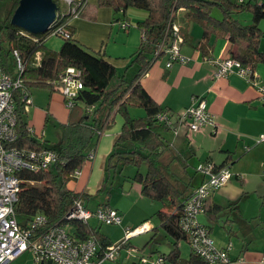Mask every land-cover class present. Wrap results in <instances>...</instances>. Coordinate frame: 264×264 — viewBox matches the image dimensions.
Wrapping results in <instances>:
<instances>
[{"label": "trees", "instance_id": "16d2710c", "mask_svg": "<svg viewBox=\"0 0 264 264\" xmlns=\"http://www.w3.org/2000/svg\"><path fill=\"white\" fill-rule=\"evenodd\" d=\"M12 1L8 15L3 21L0 20V56L3 69L12 76H17L14 57V51L17 50L26 65L20 76L30 94L33 87L57 91L55 84L70 66L82 70L85 84L71 109L70 121L62 124V139L55 144L49 141L39 142L31 134L21 89L13 92L18 131V139L14 145L39 152L54 150L57 154L55 163L49 169H23L19 173L21 188L16 212L21 226H27L38 213L48 217L49 225L68 224L65 215L76 199H82V195L72 190L68 184L77 178L75 172L82 170L90 151L96 148L100 137L113 124L115 115L121 113L124 118L122 130L110 154L108 170L126 164L137 166L136 174L130 178L140 184L143 195L162 202L163 207L155 213L158 223L152 229L162 228L174 239L170 252L160 254L164 257L162 264H209L193 251L191 245L189 257H182L180 242L189 240L181 228L180 219L184 202L190 195L184 198V191L173 183L166 169L162 167L161 157L169 148L162 132L171 130V127L156 117L159 113L171 111L155 101L140 82V78L155 60L166 55L165 48L169 44L170 36L165 31L170 22L177 23L176 18L181 9L185 10L183 23L186 18L201 22L204 26V39L210 34L228 36L232 44L231 56L255 69L256 63L264 60V52L260 50V42L264 37L260 28V21L264 18V3H253L251 0L245 3H238L236 0H98L99 6L111 7L115 12L126 11L129 6L148 11L147 17L137 24L142 31L143 40L133 57V63L138 65L139 70L131 80L123 77L113 87L112 82L117 77L115 65L104 55L81 44L74 37V27L67 23L71 37L62 35L64 41L61 48L51 49L46 45V40L53 35L51 27L43 33L34 34L12 24L11 18L20 0ZM55 1L60 4L59 0ZM215 10L219 13H215ZM244 11L252 13V22L249 24L242 23L236 17ZM59 12L65 13L63 22L67 21V9L60 7ZM179 27L182 33L181 25ZM183 38L185 41L184 35ZM236 42L241 45L233 53ZM39 52L40 62L36 58ZM130 106L143 108L145 114L133 116ZM143 163L147 164L146 171L139 168ZM186 166L183 161V167ZM107 177L106 174L101 191L107 187ZM108 205L109 203L104 204ZM206 207L207 211L208 201ZM222 209L223 207L215 206L217 212ZM69 228L78 239L94 236L99 241L101 250L114 244L100 232L99 226L75 219L69 223ZM113 263L123 264L119 261Z\"/></svg>", "mask_w": 264, "mask_h": 264}, {"label": "crops", "instance_id": "0c3cea01", "mask_svg": "<svg viewBox=\"0 0 264 264\" xmlns=\"http://www.w3.org/2000/svg\"><path fill=\"white\" fill-rule=\"evenodd\" d=\"M91 2V8L88 9V3L79 17L70 18L68 24L74 27V37L81 44L104 55L115 65L117 77L111 86L116 87L123 77L128 80L130 69L136 67L139 70L138 65L133 63V57L143 40L137 24L147 15L136 9L115 12L111 7L99 6L98 0ZM251 2L261 4L264 0ZM178 13L177 23L181 25L185 37L181 52L190 60L187 63L176 61L167 67L168 56L165 55L153 62L141 76L140 82L157 103L172 113H180L191 104L194 96H202L215 116L216 126L208 125L191 132L186 125H182L177 133L172 129L163 131L162 135L169 144L163 153L169 152L166 173L184 191L185 198L204 179L202 174L195 172L200 163L213 161L218 165L228 164L234 177L210 196L208 210L200 215L202 219L199 220L210 227L217 247L224 248L232 243L229 252L232 261L209 264H264V226L257 228L264 223V140L257 141L264 134V103L256 86L264 84V60L255 65L258 75L256 83L252 84L236 73L216 78V66L211 60L233 55L229 37L210 34L204 39L203 24L187 18L183 23L184 14L181 13H185V10L181 9ZM124 22L129 26L123 27ZM260 28L264 32V18L260 21ZM240 45L239 42L234 44L233 53L239 50ZM260 50L264 52V37ZM117 117L118 114L115 115V123ZM70 118L71 111L66 109L61 93L43 87L31 89L27 120L31 134L39 142L50 141L46 137L45 124H52V121L53 124L58 121L63 124ZM118 124L121 125L120 120ZM121 130L122 127L114 126L111 132L102 135L96 148L90 151L95 150V157L88 158L77 178L69 182V187L82 195L83 202L85 197H91L89 200L94 198L101 189L106 176L107 158L109 161ZM183 161L186 167H183ZM85 206L96 210L104 204L97 205L95 209L89 204ZM215 206L223 209L217 212ZM228 207L232 209L231 212L225 214L226 217L219 216ZM243 217L250 221V229L239 224ZM145 220L153 228L157 224L150 219ZM91 225L97 226L92 222ZM98 226L100 232L115 243L110 234L102 231V225ZM118 261L124 263L121 257ZM133 264H139V260H134Z\"/></svg>", "mask_w": 264, "mask_h": 264}, {"label": "built area", "instance_id": "2783aa9c", "mask_svg": "<svg viewBox=\"0 0 264 264\" xmlns=\"http://www.w3.org/2000/svg\"><path fill=\"white\" fill-rule=\"evenodd\" d=\"M66 2L69 18L63 22L65 13L60 14L61 3ZM88 0H59V10L54 22L51 24L53 34L71 37L66 24L69 19L80 14ZM245 3L248 0H236ZM123 27L129 24L124 22ZM170 36L169 44L165 48L168 56L167 67L174 62L187 63L190 59L181 52L184 42L179 25L169 23L165 31ZM1 48V33H0ZM17 64V76L14 77L6 72L1 64L0 56V264L10 262L23 253L31 251L35 260L39 263L52 261L53 264H107L106 262H118L121 247L128 242L122 240L101 250L99 241L90 236L87 239H78L69 228L68 224H48V217L38 213L27 226H21L17 218L16 205L21 188L19 173L23 169L40 171L49 169L55 163L57 154L54 150L35 151L16 147L14 144L18 139L17 117L13 92L21 89L25 100L26 110L31 103V94L24 85L21 78L22 71L26 65L17 50L14 51ZM36 58L40 62V52ZM215 64L216 78L226 77L232 73L247 79L250 83H256L257 74L254 68L245 66L239 59L233 56L216 58L211 60ZM65 100L66 105L72 108L76 97L85 88L83 72L81 69L70 66L60 75V80L55 84ZM260 99L264 103V84H256ZM159 120L166 122L171 129L177 133L182 125H186L188 131H198L211 125L215 127V116L209 108L205 98L194 96L191 104L180 113L163 112L156 116ZM264 140V134L257 140ZM95 157L93 150L88 158ZM204 179L189 198L184 202L180 219L182 230L188 235L189 243L195 253L200 255L207 263H229L232 261L229 252L232 243L224 248L217 247L211 235L210 228L201 223L199 215L206 212L207 201L210 196L234 175L228 164L217 166L213 161L201 163L197 168ZM80 170L75 172L78 176ZM96 219L100 224H121L122 213L110 206H100L96 210L87 208L81 198L73 203L69 212L65 215V221L70 223L77 219L86 224H91V219ZM152 225L146 221L142 224L127 229V237L146 233L152 230ZM146 259L140 258L139 263H148ZM164 257H158L153 264H162ZM124 264V263H123Z\"/></svg>", "mask_w": 264, "mask_h": 264}, {"label": "rangeland", "instance_id": "374dc122", "mask_svg": "<svg viewBox=\"0 0 264 264\" xmlns=\"http://www.w3.org/2000/svg\"><path fill=\"white\" fill-rule=\"evenodd\" d=\"M91 1H95V0L87 1L86 6L88 5V3L90 4L88 9L92 7L91 4L93 2ZM12 4H13L12 0H0V20L1 21H3L5 17L8 15L12 7ZM66 4H67L66 2L61 3V8L65 9L67 6ZM132 9H136L137 11L146 12V15H148V11L146 9L139 8L136 6H129L127 10L130 11ZM215 13L218 14L219 12L215 10ZM183 14L184 13H181V15ZM79 15L80 14L74 16V18L79 17ZM236 17L240 19L241 22L244 24L251 23V20L253 18L252 13L249 11H244L240 14H237ZM178 18H179V13L177 15L176 21H178ZM63 41H64L63 37L57 34H53L46 40V43L49 48L59 50L63 44ZM161 57L164 58V55ZM137 70L138 68L136 67L134 69L129 70L128 77H127L128 80L134 77V74L137 72ZM114 81H116V79H114ZM56 92L61 93L59 90H57ZM65 107L68 111H71L72 109L69 106H67L66 103H65ZM130 112L133 116L145 114V110L139 106H130ZM116 119H117L116 123L114 122V124H112L106 130L105 134L103 135H106L108 132H111V129L114 126L118 128L122 127L123 125L122 122L124 120L123 115L121 113L118 114V117ZM118 120H120L121 125L118 124ZM53 123L54 122L52 121V124H49V123L45 124V130H46V137L50 139L49 142L55 144V143H58L62 139L63 129H62L61 122L58 121V123L57 122L55 124ZM168 153L169 152L167 151L161 158L163 168L166 167V162L169 156ZM108 162L109 161L107 158V168L105 169V173L108 176L107 177V187L103 189L102 191L100 189L98 192H96L95 193L96 196L92 198L91 200L88 199L91 197H88V198L85 197L84 202L85 204H89V206L93 208L94 207L97 208L96 206L100 205L101 203L103 204L109 203L108 206L116 208L122 213L123 221L121 224H114V225L100 224L96 219L92 218L91 222L97 226L102 225L101 226L102 231L107 232L108 234L111 235V237L115 241L114 244L119 243L122 240L124 241L128 240L127 244L122 246L120 250V257L123 260L122 262H124V264H133L134 260L138 261L140 260V258L146 259L147 261H149L148 262L149 264H153L152 262L157 261L160 254L170 252V250L173 248L174 239L171 236H169L162 228H159L157 230L152 229L146 233H142V234H138V235H134L130 237H127V229L129 226L131 229V228H134L142 224V222L145 219H150L152 222L153 221L157 222L158 219L155 213L157 212V210L161 209L162 202L153 201L148 196L143 195L140 190V187H141L140 184L137 182H134L130 178L131 176H134L136 174L138 170L137 166L133 164H126L125 166L119 165L117 166L116 169L110 168L111 169L110 171L108 170ZM200 165L201 163L197 166V168ZM139 168L142 171H146L147 164L143 163ZM196 171L200 173L198 169H196L195 172ZM191 173H193V170H191ZM231 179L229 181H231ZM102 184H104V181ZM231 210L232 209L228 207L225 210H223L219 216L222 215L226 217L227 215L225 214L230 213ZM200 215H199V218L201 220L202 216ZM224 217H221V218H224ZM222 221L223 220L220 221V226H222ZM240 223L241 225L245 226L246 229L251 228L250 221L245 219L244 217L240 219L239 224ZM68 226H69V223H68ZM263 226H264V223H260L257 228L260 229ZM180 244H181L182 257L188 258L190 251H191L189 242H187L186 240H183L180 242ZM10 264H42V263H39L35 260V256L31 251H24L23 253L15 257L10 262ZM164 264H171V263L166 262Z\"/></svg>", "mask_w": 264, "mask_h": 264}, {"label": "water", "instance_id": "95a60500", "mask_svg": "<svg viewBox=\"0 0 264 264\" xmlns=\"http://www.w3.org/2000/svg\"><path fill=\"white\" fill-rule=\"evenodd\" d=\"M58 10L55 0H20L11 22L30 33H43L54 22ZM47 264L53 263L48 261Z\"/></svg>", "mask_w": 264, "mask_h": 264}]
</instances>
